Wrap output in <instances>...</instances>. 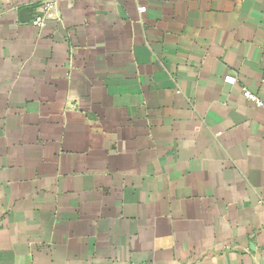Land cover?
<instances>
[{
    "label": "crops",
    "instance_id": "1",
    "mask_svg": "<svg viewBox=\"0 0 264 264\" xmlns=\"http://www.w3.org/2000/svg\"><path fill=\"white\" fill-rule=\"evenodd\" d=\"M242 88L264 0H0V264H264Z\"/></svg>",
    "mask_w": 264,
    "mask_h": 264
},
{
    "label": "built area",
    "instance_id": "2",
    "mask_svg": "<svg viewBox=\"0 0 264 264\" xmlns=\"http://www.w3.org/2000/svg\"><path fill=\"white\" fill-rule=\"evenodd\" d=\"M143 10L144 7H140V11ZM41 22L42 19L40 17H37L34 21V23L36 24H40ZM242 96L244 97L247 103L253 104L254 106L261 108L264 111V101L259 98L253 91L249 90L248 88H242Z\"/></svg>",
    "mask_w": 264,
    "mask_h": 264
}]
</instances>
